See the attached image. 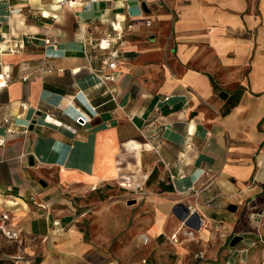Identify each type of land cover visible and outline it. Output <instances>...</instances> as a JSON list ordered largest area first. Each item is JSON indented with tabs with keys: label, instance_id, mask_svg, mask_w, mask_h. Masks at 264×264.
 <instances>
[{
	"label": "crops",
	"instance_id": "obj_1",
	"mask_svg": "<svg viewBox=\"0 0 264 264\" xmlns=\"http://www.w3.org/2000/svg\"><path fill=\"white\" fill-rule=\"evenodd\" d=\"M0 73V219L17 264H108L63 193L109 180L141 190L150 237L184 203L212 264H264V0H0Z\"/></svg>",
	"mask_w": 264,
	"mask_h": 264
},
{
	"label": "rangeland",
	"instance_id": "obj_2",
	"mask_svg": "<svg viewBox=\"0 0 264 264\" xmlns=\"http://www.w3.org/2000/svg\"><path fill=\"white\" fill-rule=\"evenodd\" d=\"M126 188L120 180H109L83 189L69 188L63 193L65 199L69 200V206H66L75 215L73 224L83 235V239L92 245L94 254L106 257L108 264L215 262L210 252L214 244L210 243L205 247L199 245L195 235L188 234L193 229L182 220L166 222L164 233L161 235L151 237L147 235L150 221L147 213L141 211L137 198L141 190ZM59 205L57 207H65V204ZM205 228L210 230L211 224L207 223ZM175 232L179 234L178 240L173 237ZM254 238L256 243L253 248H264L263 237ZM15 243L14 239L8 238L0 231V261L4 260L2 264H17L14 258L17 254ZM224 247H230L228 241ZM243 255L242 253L240 256Z\"/></svg>",
	"mask_w": 264,
	"mask_h": 264
},
{
	"label": "built area",
	"instance_id": "obj_3",
	"mask_svg": "<svg viewBox=\"0 0 264 264\" xmlns=\"http://www.w3.org/2000/svg\"><path fill=\"white\" fill-rule=\"evenodd\" d=\"M70 1V0H68ZM57 40L53 39V38H47L45 39V43L46 44H52V45H55L57 46ZM116 55L117 53L115 51H111L110 54H109V59H110V63H109V66L111 68H114L116 67ZM106 78H110V76H106ZM23 79H28V76H23ZM7 85V81H6V78H5V75L3 73H0V87H4ZM115 98V96H113ZM77 121H79L80 119H82L81 121H83L85 118L82 116V115H79L77 118ZM3 122L4 123H7V124H11V119L8 118V117H5L3 119ZM13 130L8 127L7 128V133H12ZM6 142V137L4 135H0V145H3L5 144ZM189 209L193 212V211H196L195 208H192V206H189ZM184 222V221H183ZM185 223V222H184ZM0 229L2 230V232L4 233L5 236H7L8 238H12V239H18L19 237V233L15 230H11L9 229L7 226H6V221L5 219L1 218L0 219ZM193 233V232H192Z\"/></svg>",
	"mask_w": 264,
	"mask_h": 264
},
{
	"label": "water",
	"instance_id": "obj_4",
	"mask_svg": "<svg viewBox=\"0 0 264 264\" xmlns=\"http://www.w3.org/2000/svg\"><path fill=\"white\" fill-rule=\"evenodd\" d=\"M145 6V4H144ZM220 97L223 98V99H226L228 97V93L225 92V91H221L219 93ZM29 161H30V165H34L35 161H34V157L33 156H30L29 158ZM178 208H182L184 210V212L182 213L181 216V220L185 222V224L192 228V229H195V230H199L202 228V225H203V219L202 217L200 216V214L197 212V211H191L187 205H185L184 203H179L177 204L176 206V210ZM232 208H235V206H233ZM177 213V212H176ZM178 214V213H177ZM243 237L241 235H235L231 242H230V245L231 246H234L236 245V243L238 241H240Z\"/></svg>",
	"mask_w": 264,
	"mask_h": 264
},
{
	"label": "trees",
	"instance_id": "obj_5",
	"mask_svg": "<svg viewBox=\"0 0 264 264\" xmlns=\"http://www.w3.org/2000/svg\"><path fill=\"white\" fill-rule=\"evenodd\" d=\"M240 94H241V92L236 93V94H235V96H236L235 99L229 101V103L227 104V108H226L225 112H228V111L231 109V107H233V106L237 103L238 96H239ZM156 178H157V170L153 171V173H152V174L150 175V177L148 178L147 183L149 184V183H151L152 181H155ZM161 183H163V182H161ZM173 189H174V187H173L172 184L165 185V186H163V184H162V186H160V189H157V192H162V191H165V190H173ZM0 231H2V230L0 229ZM15 244H16V243H15ZM16 247H17V246H16ZM3 261H4V260H1V261H0V264H2Z\"/></svg>",
	"mask_w": 264,
	"mask_h": 264
},
{
	"label": "bare ground",
	"instance_id": "obj_6",
	"mask_svg": "<svg viewBox=\"0 0 264 264\" xmlns=\"http://www.w3.org/2000/svg\"><path fill=\"white\" fill-rule=\"evenodd\" d=\"M204 228V227H203ZM200 231V230H199ZM193 234V233H192ZM147 239V238H146Z\"/></svg>",
	"mask_w": 264,
	"mask_h": 264
}]
</instances>
